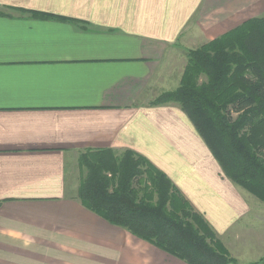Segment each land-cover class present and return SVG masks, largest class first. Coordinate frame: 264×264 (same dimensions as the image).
Segmentation results:
<instances>
[{"label": "crops", "instance_id": "1", "mask_svg": "<svg viewBox=\"0 0 264 264\" xmlns=\"http://www.w3.org/2000/svg\"><path fill=\"white\" fill-rule=\"evenodd\" d=\"M264 0H0V264H188L80 200L83 152L164 172L239 264L264 258V203L234 183L175 90L187 51Z\"/></svg>", "mask_w": 264, "mask_h": 264}, {"label": "trees", "instance_id": "2", "mask_svg": "<svg viewBox=\"0 0 264 264\" xmlns=\"http://www.w3.org/2000/svg\"><path fill=\"white\" fill-rule=\"evenodd\" d=\"M187 59L180 85L157 104L179 106L227 177L264 202V17L189 49ZM79 165L80 200L94 213L188 264H238L206 218L144 156L87 151Z\"/></svg>", "mask_w": 264, "mask_h": 264}, {"label": "rangeland", "instance_id": "3", "mask_svg": "<svg viewBox=\"0 0 264 264\" xmlns=\"http://www.w3.org/2000/svg\"><path fill=\"white\" fill-rule=\"evenodd\" d=\"M262 202V201H261ZM262 203H264V202H262ZM232 256V255H231ZM261 260H259L258 262L256 261L255 262V264H261V262H260ZM239 264V263H238Z\"/></svg>", "mask_w": 264, "mask_h": 264}]
</instances>
